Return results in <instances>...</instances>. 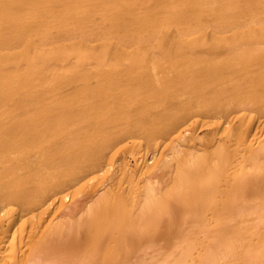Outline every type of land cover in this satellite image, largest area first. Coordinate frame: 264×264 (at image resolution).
I'll use <instances>...</instances> for the list:
<instances>
[{"label": "bare ground", "instance_id": "bare-ground-1", "mask_svg": "<svg viewBox=\"0 0 264 264\" xmlns=\"http://www.w3.org/2000/svg\"><path fill=\"white\" fill-rule=\"evenodd\" d=\"M254 217L264 0H0V264L260 261Z\"/></svg>", "mask_w": 264, "mask_h": 264}, {"label": "rangeland", "instance_id": "rangeland-1", "mask_svg": "<svg viewBox=\"0 0 264 264\" xmlns=\"http://www.w3.org/2000/svg\"><path fill=\"white\" fill-rule=\"evenodd\" d=\"M240 225L252 227L251 235H253L254 238H258V237L264 238L263 237L264 233H261V232H264V217H254V219L249 220L246 224L244 223L239 224L237 228L241 229L242 226ZM251 242L253 244L254 240H251ZM257 246L256 247L253 246L254 248H252V246L250 248H245L242 245L241 246L237 245L235 246V249L233 251L231 250V248L229 249L225 248L221 251V253H220L221 249L218 248L219 250H217L212 257L207 258L206 261L209 262L210 264H213V263H217V264H264V256L259 261V258H260L259 251H258L259 247ZM260 246L261 248H264V243L263 245L260 244Z\"/></svg>", "mask_w": 264, "mask_h": 264}]
</instances>
